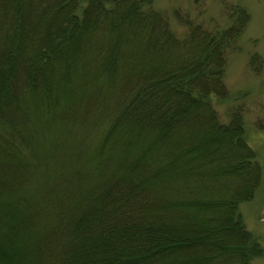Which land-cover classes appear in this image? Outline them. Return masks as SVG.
Listing matches in <instances>:
<instances>
[{
    "label": "trees",
    "instance_id": "16d2710c",
    "mask_svg": "<svg viewBox=\"0 0 264 264\" xmlns=\"http://www.w3.org/2000/svg\"><path fill=\"white\" fill-rule=\"evenodd\" d=\"M230 8L222 29L175 10L179 37L153 0H0V164L14 183L0 199L18 215L0 264L263 254L240 211L262 169L242 110L223 122L216 108L250 20Z\"/></svg>",
    "mask_w": 264,
    "mask_h": 264
},
{
    "label": "rangeland",
    "instance_id": "374dc122",
    "mask_svg": "<svg viewBox=\"0 0 264 264\" xmlns=\"http://www.w3.org/2000/svg\"><path fill=\"white\" fill-rule=\"evenodd\" d=\"M233 5L244 7L250 14V20L238 46L228 53L224 81L229 95L219 99L216 108L223 122L230 120L232 112L242 110L247 141L254 149L255 160L262 169L261 181L254 197L242 203L240 211L244 224L263 248V254L255 257L251 264H264V0H202L200 4H196L194 0H153L154 8L170 17L171 27L179 37L186 32L187 26L174 17L175 10L189 15L193 24H200L208 29L217 26L222 29L231 25L230 6ZM255 55L260 57V61L253 60ZM108 124L107 122V126ZM107 126L101 124L95 129L94 141H97ZM104 149L107 150L106 147ZM9 174L10 168L4 161L0 164V180L7 181ZM13 184L12 180L7 181L4 186L6 189H0V198L2 192L12 188ZM9 194L10 192L6 194V198H10L9 201L6 200L7 204L0 199V247L12 250L17 245L8 244L6 239L11 237L7 227L18 215L13 209L15 200ZM20 235L17 234L18 238Z\"/></svg>",
    "mask_w": 264,
    "mask_h": 264
}]
</instances>
